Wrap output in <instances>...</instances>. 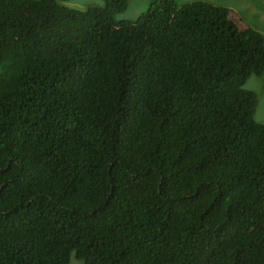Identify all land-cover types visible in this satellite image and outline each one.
I'll list each match as a JSON object with an SVG mask.
<instances>
[{
    "label": "trees",
    "instance_id": "obj_1",
    "mask_svg": "<svg viewBox=\"0 0 264 264\" xmlns=\"http://www.w3.org/2000/svg\"><path fill=\"white\" fill-rule=\"evenodd\" d=\"M69 1L0 0V264H264V35Z\"/></svg>",
    "mask_w": 264,
    "mask_h": 264
},
{
    "label": "rangeland",
    "instance_id": "obj_2",
    "mask_svg": "<svg viewBox=\"0 0 264 264\" xmlns=\"http://www.w3.org/2000/svg\"><path fill=\"white\" fill-rule=\"evenodd\" d=\"M178 8L195 2H206L215 6L229 9L230 14L241 17L244 23L241 28L250 27L264 35V0H174ZM151 0H129L128 10L116 17L117 21L135 22L143 15ZM66 6L78 10H86L89 6H104L102 0H72L64 3ZM239 18V20H241ZM245 89L252 90L257 95L258 106L255 113V120L264 124V84L260 78L252 76L245 84ZM70 264H83L72 258Z\"/></svg>",
    "mask_w": 264,
    "mask_h": 264
}]
</instances>
